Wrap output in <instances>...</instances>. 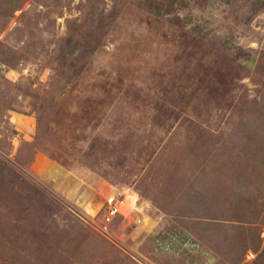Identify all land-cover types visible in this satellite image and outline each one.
<instances>
[{
	"label": "rangeland",
	"instance_id": "1",
	"mask_svg": "<svg viewBox=\"0 0 264 264\" xmlns=\"http://www.w3.org/2000/svg\"><path fill=\"white\" fill-rule=\"evenodd\" d=\"M0 264H264V0H0Z\"/></svg>",
	"mask_w": 264,
	"mask_h": 264
},
{
	"label": "built area",
	"instance_id": "2",
	"mask_svg": "<svg viewBox=\"0 0 264 264\" xmlns=\"http://www.w3.org/2000/svg\"><path fill=\"white\" fill-rule=\"evenodd\" d=\"M119 202L120 201L114 197H110L106 200L107 206H106V214L104 218L105 222H110L111 219H113L114 217L117 216V214L120 213L121 204H119Z\"/></svg>",
	"mask_w": 264,
	"mask_h": 264
}]
</instances>
